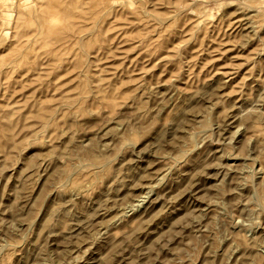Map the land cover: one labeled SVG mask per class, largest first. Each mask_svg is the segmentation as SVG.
I'll return each instance as SVG.
<instances>
[{"label": "rangeland", "instance_id": "374dc122", "mask_svg": "<svg viewBox=\"0 0 264 264\" xmlns=\"http://www.w3.org/2000/svg\"><path fill=\"white\" fill-rule=\"evenodd\" d=\"M0 264H264V0H0Z\"/></svg>", "mask_w": 264, "mask_h": 264}, {"label": "bare ground", "instance_id": "6f19581e", "mask_svg": "<svg viewBox=\"0 0 264 264\" xmlns=\"http://www.w3.org/2000/svg\"><path fill=\"white\" fill-rule=\"evenodd\" d=\"M143 221V220H142Z\"/></svg>", "mask_w": 264, "mask_h": 264}]
</instances>
